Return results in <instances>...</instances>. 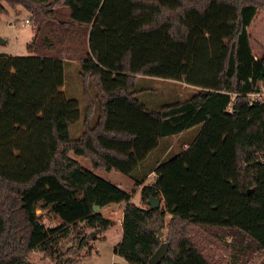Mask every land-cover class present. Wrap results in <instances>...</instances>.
I'll return each instance as SVG.
<instances>
[{
  "label": "trees",
  "instance_id": "1",
  "mask_svg": "<svg viewBox=\"0 0 264 264\" xmlns=\"http://www.w3.org/2000/svg\"><path fill=\"white\" fill-rule=\"evenodd\" d=\"M4 5L30 13L36 34L30 56L0 55V264H35L33 252L77 263L82 250L92 253L94 231L114 227L94 208L122 203L114 254L128 264H148L162 243L161 264H213L198 237L234 260L264 253V101L250 97L264 93V56L252 41L264 47L249 31L264 0H0V16ZM75 37L87 102L78 138L70 128L79 102L63 91L73 51L65 44ZM157 78L196 91L150 110L137 87ZM195 128L188 149L142 170L156 174L152 184L137 178L162 140ZM70 151L95 170L131 177L141 204ZM70 240L78 250H63Z\"/></svg>",
  "mask_w": 264,
  "mask_h": 264
},
{
  "label": "rangeland",
  "instance_id": "2",
  "mask_svg": "<svg viewBox=\"0 0 264 264\" xmlns=\"http://www.w3.org/2000/svg\"><path fill=\"white\" fill-rule=\"evenodd\" d=\"M4 6L7 9V12L0 16V38L2 39V43H0V55L20 57L30 56L31 54L28 52V46L32 43L33 38L35 37V31L33 29L34 23L32 22L30 13L21 6L15 8H11L7 5ZM260 16L261 17H258L257 21L250 27L249 31L254 39L259 40L264 45V11ZM27 20L30 22L29 24L26 22ZM65 45H69L70 49L73 48V51L71 52L72 56H69L71 58L70 63L65 65V89L68 98L77 99L79 102L81 112L80 121L70 128L71 137L78 138L83 132L84 112L87 104L83 94L82 82L79 77L80 67L76 56V49L80 48L81 50L82 48L76 37L74 38V41L69 43L66 42ZM252 47L255 56H264V51L256 45L254 41H252ZM64 49L65 48H63V50ZM66 53L67 52L65 51L63 55ZM137 89L141 91L138 98L150 110H158L164 105L185 101L193 96L196 91L194 87H190L183 82L159 78L148 81L141 80ZM90 92L92 95H95V90L93 88L90 89ZM198 133V128H195L178 137L162 140L158 150L153 152L148 160L140 166L136 174L137 178L143 177L145 185L152 184L155 181V176L149 175L146 177V174L143 173L142 170L145 169L146 171L149 168L151 170L161 164L165 159L167 160V158L169 159L179 155L183 149H186L192 144L197 138ZM69 156L79 162L85 170L96 174L103 180L114 184L125 192L131 194L132 202L134 204H141V187H136L135 180L131 177L125 176L114 170L110 172L95 170L90 160L80 157L72 151L69 152ZM119 207L120 206L102 209L103 216L114 223L113 229L102 234L94 231L95 239H93L90 244L92 247V253L90 256H85L89 247L82 250V254H80L82 256L81 260L74 264H128L124 258L114 254V247L121 242V227L119 225L122 212L120 210L121 207ZM38 214L43 216V222L50 227L59 224L57 219L54 220L45 216L43 211H39ZM163 233L165 237L167 230ZM197 240L200 246L206 250V254L213 264H264V253H256L251 257L238 256L237 260H234L231 258V252L226 253V250L220 247V245L210 243L205 237H198ZM231 240V236L226 237L225 242L230 243ZM77 246L78 243L70 240L64 244L63 250L68 251L70 248L78 250ZM71 257L76 260L79 255H71ZM30 259L35 264H57V262L39 252H33L30 255Z\"/></svg>",
  "mask_w": 264,
  "mask_h": 264
},
{
  "label": "water",
  "instance_id": "3",
  "mask_svg": "<svg viewBox=\"0 0 264 264\" xmlns=\"http://www.w3.org/2000/svg\"><path fill=\"white\" fill-rule=\"evenodd\" d=\"M0 43H2V39L0 38ZM162 205V202L159 199H154L151 198L149 201V206L152 209H158L160 208ZM100 210L99 207H95L94 211L98 212ZM39 213V211H38ZM93 239H95V234H92ZM164 237V233L162 231L159 232V238H163ZM169 251V244L167 243H162L160 245V247L158 248V250L154 253V255L151 257V259L149 260L148 264H161L163 262V260L165 259V257L167 256Z\"/></svg>",
  "mask_w": 264,
  "mask_h": 264
},
{
  "label": "crops",
  "instance_id": "4",
  "mask_svg": "<svg viewBox=\"0 0 264 264\" xmlns=\"http://www.w3.org/2000/svg\"><path fill=\"white\" fill-rule=\"evenodd\" d=\"M262 14V13H261ZM259 17H261V16H259ZM28 21V20H27ZM262 24V23H261ZM264 24V23H263ZM262 24V25H263ZM36 34V33H35ZM257 42H259V43H261L262 44V42H260L259 40H257V39H255ZM256 44V43H255ZM257 45V44H256ZM262 46L264 47V45L262 44ZM253 48V47H252ZM262 57V56H261ZM66 88V87H65ZM63 89V91H65L66 92V89ZM194 89H196V88H194ZM91 93V92H90ZM83 94H84V92H83ZM92 94V93H91ZM199 133H200V131H199ZM199 133H198V135H199ZM193 143V142H192ZM189 148V146L186 148V149H188ZM153 154V153H152ZM148 160V159H147ZM152 176H155V178H156V174L153 172L152 174H151ZM118 206H120L121 207V212H122V217H121V222H120V230H121V240H122V233H123V231H122V223H123V212H124V208H125V206H126V204H124V203H122V204H114V205H111V206H109V207H118ZM119 207V208H120ZM106 208H108V207H106ZM106 208H104V209H106ZM100 212L102 213V209H100ZM103 214V213H102Z\"/></svg>",
  "mask_w": 264,
  "mask_h": 264
},
{
  "label": "built area",
  "instance_id": "5",
  "mask_svg": "<svg viewBox=\"0 0 264 264\" xmlns=\"http://www.w3.org/2000/svg\"><path fill=\"white\" fill-rule=\"evenodd\" d=\"M28 24L30 23L29 21H26ZM251 97V102L254 101H264V93H259V94H252L250 95Z\"/></svg>",
  "mask_w": 264,
  "mask_h": 264
}]
</instances>
